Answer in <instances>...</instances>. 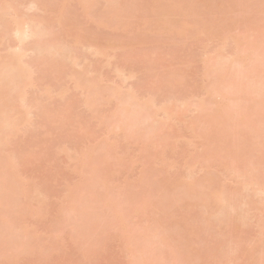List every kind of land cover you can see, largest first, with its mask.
I'll return each instance as SVG.
<instances>
[{"label":"rangeland","instance_id":"rangeland-1","mask_svg":"<svg viewBox=\"0 0 264 264\" xmlns=\"http://www.w3.org/2000/svg\"><path fill=\"white\" fill-rule=\"evenodd\" d=\"M1 7L0 61L21 47L13 17L74 59L28 38L29 109L0 94L18 123L0 135V264H264V0ZM144 101L160 120L128 131L123 108Z\"/></svg>","mask_w":264,"mask_h":264},{"label":"bare ground","instance_id":"bare-ground-1","mask_svg":"<svg viewBox=\"0 0 264 264\" xmlns=\"http://www.w3.org/2000/svg\"><path fill=\"white\" fill-rule=\"evenodd\" d=\"M3 7H1V9H0V12H2V10H3V13H4V11H6L5 10V8H3ZM8 10L9 9H7V14H8ZM1 16V18L3 17H5L4 16V14H0ZM3 15V16H2ZM5 15H6V13H5ZM9 15H10V13H9ZM7 17V16H6ZM17 18L18 17H16V18H14L13 17V28H11L12 30V35L14 36V38H13V36L11 35V37H12V39L13 40H15V41H18L19 43H20V45H21V47H19V46H17V47H19L18 49H15L14 47V49H12V46H10L11 48V51H9V57H7V60H3V61H0V94L2 93V91H4V90H8V91H17V90H19V93H17V95L19 94V100H21V104L20 105H26V99H25V92H23V90H24V87H25V85H29V83H30V81H29V74H30V78H31V73H30V64H27V61H26V64H25V60L23 61L22 59H23V57L25 56L24 54V52H26L27 53V51L26 50H24L23 48H22V46H24L23 44V42L24 41H30V39H28V38H31L32 40V48H33V53H35V54H37V55H40V56H42L43 54H45V55H47L46 56V59H48V57L49 56H51L52 58H53V56L52 55H50L49 54V52H51L52 54H54L53 52H56V51H58V52H56L55 54V56H57V53H58V56L55 58L56 60H62L61 62H63L64 60H65V62L67 63L68 61H69V59H70V61L71 60H73L74 59V57H73V55H71V51H70V49L73 47V46H71V48L69 49L68 48V44H66L67 45V47L65 46V43H60V44H58V42L56 43V45L54 46V44H52V43H50V45H48L49 47H46V46H43V43H42V38L41 37H43V35L45 34H47V33H44V32H48L47 30V28H45V25H44V22H43V24L42 23H39L40 22V20H39V22H34V21H32V22H30V21H28L27 22V20L25 21V22H23V23H21L22 22V19L20 20V19H18L17 20ZM14 19H16V21L14 20ZM42 22V21H41ZM45 29H46V31H45ZM10 33V34H11ZM28 39V40H27ZM28 41V42H29ZM17 42V43H18ZM31 43V42H30ZM52 44V45H51ZM61 44H64V46H62ZM71 45V44H70ZM51 46V47H50ZM57 46V47H56ZM58 46L59 47H61V49L59 48L58 49ZM52 47H54V49L52 48ZM70 47V46H69ZM46 48H47V50H46ZM52 49V50H49V49ZM57 48V49H56ZM9 49V48H8ZM9 49V50H10ZM73 49V48H72ZM71 49V50H72ZM24 50V51H23ZM46 50V51H45ZM30 51V50H29ZM53 51V52H52ZM31 52V51H30ZM48 53V54H46V53ZM24 53V54H23ZM32 53V52H31ZM35 54H33V55H35ZM24 55V56H23ZM237 55V54H236ZM236 55H232L233 57L234 56H236ZM27 56V55H26ZM54 56V57H55ZM71 56V57H70ZM231 56V55H230ZM231 56V58H233ZM43 57V56H42ZM45 57V56H44ZM26 57H24V59H25ZM228 58V59H227ZM230 57H224V58H217L216 60H217V62L216 63H218V66H216L217 64L216 63H214L213 64V66L212 67H214V66H216L217 67V69H215V73H216V71H222V70H224L223 68H225L226 66L228 67L229 65L231 66L232 65V62H235L233 59H231ZM45 59V58H44ZM218 59H220V60H218ZM224 59H226V61L224 60ZM229 59H231L232 61H230ZM236 59H238V56H237V58ZM23 61V62H22ZM230 61V62H229ZM29 62H30V60H29ZM28 62V63H29ZM222 62H226L225 63V67L223 66V64L224 63H222ZM230 64H229V63ZM30 63H32V62H30ZM64 63V62H63ZM220 63V64H219ZM229 64V65H228ZM30 65V66H29ZM29 66V67H28ZM64 67V66H63ZM215 67V68H216ZM218 67H219V69H218ZM223 67V68H222ZM226 67V68H227ZM29 68V69H28ZM221 68V69H220ZM214 69V68H213ZM28 71H29V74H28ZM118 71V73L120 72L119 70H117ZM73 79H75V77L73 78ZM80 79V78H79ZM77 77H76V80L77 81H75V85H76V87H78V85H80L79 84V82H80V80H79ZM217 82H214V85L216 84ZM248 83V84H247ZM246 84L249 86L250 84V81L249 82H247ZM252 83V82H251ZM90 85V84H89ZM88 85V86H89ZM254 84H251V86H253ZM263 84H259V85H255V86H262ZM255 86H253L252 88H253V90H252V93L256 90V92L258 91V87L257 88H255ZM92 87H94V85H92ZM91 87V85L89 86V88L91 89L92 88ZM250 87V86H249ZM263 88H264V85L262 86ZM261 87V88H262ZM87 88V90H88V87H86ZM262 88V89H263ZM255 89V90H254ZM262 89H259V91L261 92L262 91ZM251 90V89H250ZM88 92L90 93V91L88 90ZM256 92H254V93H256ZM260 92H258V94L260 93ZM263 92V91H262ZM84 93L85 92H83V95H84ZM24 94V95H23ZM87 95V94H86ZM85 96V95H84ZM86 97V96H85ZM87 98V97H86ZM88 99H90V98H88ZM151 99H153L152 97L150 98V100H146V101H149V102H151L152 103V101L153 100H151ZM5 100L6 99H3V97L1 98V100H0V104H2V103H4L5 102ZM25 100V101H24ZM87 100V99H86ZM23 101H24V103H23ZM87 101H85V103H86ZM23 103V104H22ZM146 105H145V104ZM151 103H150V105H151ZM87 104V103H86ZM129 104H131V103H129ZM128 104V105H129ZM135 104H138L137 102L135 103H133V105L131 106L130 105V107H127V108H123V113H124V115H123V119H122V121L120 120L119 121V123L121 124V125H123L124 124V121H129V123L127 122L126 123V128L127 127H129V128H127L128 129V131H133V129H136L138 126H140L139 128H143V127H145L144 125H146V127L148 128V130H149V128L150 129H152L154 126L153 125H156V122L157 121H159L160 120V118H159V120H157L158 119V116H156L157 115V113L156 112H158L159 113V109L156 111H152V106H150L149 105V103L148 102H143V103H141V105H138V109H137V105H135ZM144 104V105H143ZM153 104V106L155 105V103H152ZM23 106V107H26V106ZM136 106V111L135 110H131V109H134V107ZM235 105V104H234ZM237 105V104H236ZM134 106V107H133ZM232 106H233V104H232ZM126 107V106H125ZM132 107V108H131ZM234 107V106H233ZM29 109V106H27L26 107V109ZM36 108H38V107H36ZM129 108H131V109H129ZM9 109V108H8ZM22 109H24V108H22ZM25 109V110H26ZM150 109V110H149ZM125 111V112H124ZM163 112V110H160V112ZM230 111V110H229ZM11 112H13V111H11ZM155 112V113H154ZM231 112V111H230ZM163 113H165L166 114V112H163ZM3 112H1L0 111V135L1 134H3L4 133V130L5 129H7V128H9L10 126H17L18 125V123L16 122V120L15 119H13L12 118V120L13 121H15V122H13L11 119V121L8 123V118H11L10 116L9 117H4L3 115ZM156 114V115H155ZM162 114V113H161ZM160 114V115H161ZM164 114V115H165ZM154 116H155V118H154ZM160 117V116H159ZM136 118H138V119H136ZM157 118V119H156ZM140 119V120H139ZM135 120H137L138 122H139V124H137V121H135ZM152 120H154L153 121V123H155V124H153L152 123ZM15 123V124H14ZM119 123H117V124H119ZM123 123V124H122ZM151 124V125H149V124ZM119 124V125H120ZM153 124V125H152ZM118 125V127L119 128H121L120 126ZM142 126V127H141ZM146 127H145V129H146ZM133 128V129H132ZM131 129V130H130ZM138 129V128H137ZM147 130V129H146ZM0 143H1V139H0ZM246 186V185H245ZM259 189V191H258V193H263V195H264V192H262V191H260L261 189L260 188H258ZM255 194H256V191H255ZM203 196H201V195H199V194H196V196H199V198L201 197L203 200H206V197L208 198V196L207 195H205V194H202ZM204 195H205V198H204ZM262 195V194H261ZM198 198V197H197ZM222 199V198H221ZM221 199L219 198L218 199V201H220V202H218L219 204H221V205H223L224 204V202L225 201H223V204H222V201H221ZM202 206H204V207H206V205H202ZM230 205H228V208L230 209V208H232V211L234 212V208L233 207H229ZM90 208V207H89ZM241 209V208H240ZM240 209H238L240 212H241V214H242V209L240 210ZM72 210H74V207H72ZM71 210V208H70V211H72ZM223 211V209H222V207H220V209L218 210V211H216L215 213L218 215V212L219 213H221L220 211ZM231 210V209H230ZM82 211H85V209H82L81 210V213L80 214H84ZM231 211V212H232ZM72 212H76V209L74 210V211H72ZM228 212V211H227ZM236 212L237 211H235L233 214L235 215L236 214ZM70 213V212H69ZM86 213V212H85ZM214 213V214H215ZM239 212H237V214H238ZM215 214V215H216ZM224 214H225V212H224ZM224 214H222L221 213V215H223V216H225ZM228 214L230 215V213L228 212ZM74 215H76V214H74ZM85 215V214H84ZM233 215V216H234ZM219 216V215H218ZM226 216H227V213H226ZM231 216V215H230ZM236 216V215H235ZM238 216V215H237ZM240 216V215H239ZM227 217H229V216H227ZM246 225V224H245ZM3 226V225H2ZM72 230H74V228H72ZM78 238L79 237H81V236H77ZM77 238V240H80V238L78 239Z\"/></svg>","mask_w":264,"mask_h":264}]
</instances>
